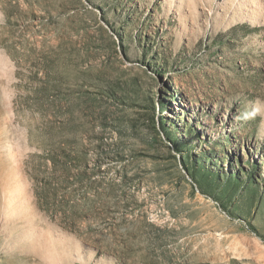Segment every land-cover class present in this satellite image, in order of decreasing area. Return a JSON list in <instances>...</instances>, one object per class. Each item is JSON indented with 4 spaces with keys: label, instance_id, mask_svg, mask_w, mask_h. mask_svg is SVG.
<instances>
[{
    "label": "rangeland",
    "instance_id": "1",
    "mask_svg": "<svg viewBox=\"0 0 264 264\" xmlns=\"http://www.w3.org/2000/svg\"><path fill=\"white\" fill-rule=\"evenodd\" d=\"M0 264H264V0H0Z\"/></svg>",
    "mask_w": 264,
    "mask_h": 264
},
{
    "label": "bare ground",
    "instance_id": "2",
    "mask_svg": "<svg viewBox=\"0 0 264 264\" xmlns=\"http://www.w3.org/2000/svg\"><path fill=\"white\" fill-rule=\"evenodd\" d=\"M208 3V2H207Z\"/></svg>",
    "mask_w": 264,
    "mask_h": 264
}]
</instances>
